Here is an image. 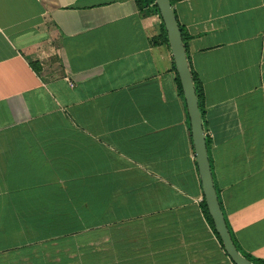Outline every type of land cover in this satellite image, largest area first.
<instances>
[{
    "label": "crops",
    "instance_id": "crops-1",
    "mask_svg": "<svg viewBox=\"0 0 264 264\" xmlns=\"http://www.w3.org/2000/svg\"><path fill=\"white\" fill-rule=\"evenodd\" d=\"M213 183L264 261V0H172ZM163 24L135 0H0V264H233Z\"/></svg>",
    "mask_w": 264,
    "mask_h": 264
},
{
    "label": "water",
    "instance_id": "water-1",
    "mask_svg": "<svg viewBox=\"0 0 264 264\" xmlns=\"http://www.w3.org/2000/svg\"><path fill=\"white\" fill-rule=\"evenodd\" d=\"M153 5L157 8L166 32L175 69L184 95L203 196L214 230L221 241L225 254L233 264H254L242 256L236 249L221 210L210 168L207 142L202 123V113L187 59L181 30L173 6L171 5L170 0H153Z\"/></svg>",
    "mask_w": 264,
    "mask_h": 264
},
{
    "label": "trees",
    "instance_id": "trees-1",
    "mask_svg": "<svg viewBox=\"0 0 264 264\" xmlns=\"http://www.w3.org/2000/svg\"><path fill=\"white\" fill-rule=\"evenodd\" d=\"M135 2H136V4H137V6L139 7V9H141V8H143V7L146 8V7H148V6H151V7L153 8V10H154L156 13H158L156 6L153 5V0H135ZM170 3H171V5L173 6V2H172V0H170ZM179 27H180V26H179ZM180 30H181V34H182V38H183V42H184V46H185V34H184V32H183V30H182L181 27H180ZM163 37H164L165 40H167V35H166L165 30H164V27H163ZM191 74H192V73H191ZM192 77H193V74H192ZM193 82H194V79H193ZM194 86H195V84H194ZM195 89H196V94H197L198 101H199V99H200V91L196 88V86H195ZM199 106H200V104H199ZM200 110H201V107H200ZM201 113H202V112H201ZM204 212H205L206 217H207V218L209 219V221L211 222L212 220H211V218H210V216H209V214H208V212H207V209H206V206H205V205H204ZM230 235H231V234H230ZM231 238H232V236H231ZM232 240H233V238H232ZM233 243H234L236 249L239 251V253H240L242 256H244L246 259H248L250 262H252V263H254V264H264V261H261V260H255V259H252L250 256H247V255L243 254V253L238 249V247H237V245H236V243H235L234 240H233Z\"/></svg>",
    "mask_w": 264,
    "mask_h": 264
}]
</instances>
